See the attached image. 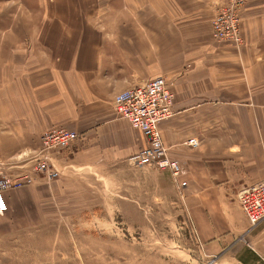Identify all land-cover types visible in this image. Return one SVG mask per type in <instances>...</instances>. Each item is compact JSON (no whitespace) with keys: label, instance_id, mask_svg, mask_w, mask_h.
I'll return each instance as SVG.
<instances>
[{"label":"crops","instance_id":"obj_1","mask_svg":"<svg viewBox=\"0 0 264 264\" xmlns=\"http://www.w3.org/2000/svg\"><path fill=\"white\" fill-rule=\"evenodd\" d=\"M60 1L57 23L12 26L45 37L10 42L9 57H0V179L31 178L3 191L1 264H22L7 257H22L24 231L45 224L48 203L39 196L49 179L29 159L41 134L57 127L78 134L54 154L64 176L86 183L120 175L147 142L116 115L113 97L157 76L174 94L173 114L159 123L162 140L185 171L177 181L161 174L184 195L201 243L222 236L242 264H264V219L250 228L229 195L264 178V0H244L239 46L212 42L204 22L223 0H78L74 16L65 4L72 0ZM228 201L242 223L223 210Z\"/></svg>","mask_w":264,"mask_h":264},{"label":"rangeland","instance_id":"obj_2","mask_svg":"<svg viewBox=\"0 0 264 264\" xmlns=\"http://www.w3.org/2000/svg\"><path fill=\"white\" fill-rule=\"evenodd\" d=\"M225 3L227 0L221 1L209 21H204L209 23L212 42L221 45L233 43L215 38L211 22ZM63 4L60 0H0V57H9L11 50L6 46L10 42L26 43L37 40V35L46 36L30 31L17 34L12 26L57 23L56 12ZM65 4L71 16L77 14L78 0L70 1L71 7L68 1ZM35 9L42 16H31ZM27 50L21 55L30 53V47ZM131 163L127 169L117 171L122 172L120 175L86 183L76 176H64V170L58 169L57 176L46 181L43 196H39L40 201L48 203L43 210L44 226L24 231L22 257L7 258L22 264H242L231 256L236 248L220 241L222 236H217L215 245L200 242L184 195L171 187L173 181L168 180V174H161L167 170ZM58 177H62V184L55 183ZM52 182L55 184L49 186ZM229 195L239 205L238 194ZM227 204L223 210L229 218L242 223L240 210L235 212L231 201ZM216 228L226 230L224 224ZM238 244L242 246L241 241ZM2 248L0 252L5 254Z\"/></svg>","mask_w":264,"mask_h":264},{"label":"built area","instance_id":"obj_3","mask_svg":"<svg viewBox=\"0 0 264 264\" xmlns=\"http://www.w3.org/2000/svg\"><path fill=\"white\" fill-rule=\"evenodd\" d=\"M244 0H227L222 9L212 19L211 27L215 38L221 41H231L239 46L242 43L240 31V11ZM174 94L163 76H157L137 86L125 89L114 95L112 106L119 118L129 122L146 138V146L130 157L136 165H150L159 170H167L174 181L184 172L182 164L170 158L164 145L159 129V123L172 114ZM78 134L66 128L57 127L44 131L40 136L39 148L29 159L33 170L47 179L57 176L58 169L53 163L54 154L71 147ZM190 146H197L196 138L186 141ZM31 182L27 175L16 180L3 177L0 179V210L5 206L3 191ZM186 181L180 182V188ZM239 205L248 221L250 228L264 219V178L244 187L239 193Z\"/></svg>","mask_w":264,"mask_h":264}]
</instances>
